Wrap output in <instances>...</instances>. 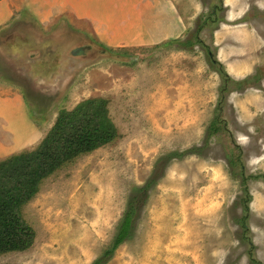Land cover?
<instances>
[{
  "label": "rangeland",
  "instance_id": "374dc122",
  "mask_svg": "<svg viewBox=\"0 0 264 264\" xmlns=\"http://www.w3.org/2000/svg\"><path fill=\"white\" fill-rule=\"evenodd\" d=\"M34 1L0 0V46L15 39L22 46L0 48V160L34 151L60 111L91 99L108 102L118 138L43 181L23 209L32 247L0 264H92L113 243L129 204L138 212L133 238L106 264H249L252 256L264 264V63L229 75L252 84L228 85L227 93L211 63L214 33L235 10L248 8L239 22L264 38V0H175L184 32L174 40H193L188 49L168 41L109 47L88 21L70 24L58 12L42 24L31 9L46 13L52 3ZM29 40L35 50L26 52ZM70 44L90 50L68 58ZM51 66L56 72L46 73ZM192 147L197 153L187 152ZM241 172L256 177L248 203Z\"/></svg>",
  "mask_w": 264,
  "mask_h": 264
},
{
  "label": "trees",
  "instance_id": "16d2710c",
  "mask_svg": "<svg viewBox=\"0 0 264 264\" xmlns=\"http://www.w3.org/2000/svg\"><path fill=\"white\" fill-rule=\"evenodd\" d=\"M222 11H224V6L220 7L219 13ZM224 21H226L225 17L221 19V23ZM200 29L201 25L197 33ZM194 44L193 40L180 41L178 39L164 43V45H176L180 49L191 48ZM211 63L220 67L224 81L221 89L226 90V93L229 91L228 85L235 86L240 91L250 83L252 84L249 81L237 82L232 79L216 59H211ZM260 72L258 71L257 74L260 75ZM218 119L222 118L216 116V120ZM216 120L211 124L210 132L218 130ZM221 127L222 124L220 129ZM117 138L118 133L108 116V102L101 98L91 99L80 103L73 111H60L49 134L34 151H22L0 160V257L11 253L26 252L32 247L35 240L34 231L25 222L23 209L36 196L43 181L76 161L80 156L111 144ZM198 150L199 148L192 147L187 152L197 153ZM169 156L182 157L178 153H172ZM232 163L234 164V161ZM250 178L255 179L256 177L245 176L241 172L238 179L244 187H242L243 192H246L247 203L251 201L248 187ZM155 182L156 180L152 179V183ZM150 186L151 183H146L139 191L147 192ZM135 200L137 201V198ZM248 208L243 209L244 213L248 212ZM137 215L138 212L134 206L129 204L119 223L113 243L92 264H106L121 244L133 238L134 221ZM242 227L249 229V226L242 225ZM244 232L248 234L247 229L246 231L244 229ZM249 264L263 263L252 256Z\"/></svg>",
  "mask_w": 264,
  "mask_h": 264
},
{
  "label": "crops",
  "instance_id": "0c3cea01",
  "mask_svg": "<svg viewBox=\"0 0 264 264\" xmlns=\"http://www.w3.org/2000/svg\"><path fill=\"white\" fill-rule=\"evenodd\" d=\"M42 1L53 5L43 8L46 13H40L38 8L31 9L37 12L36 18L42 24L49 25L58 12L66 14L70 24L73 20L88 21L96 29L100 41L109 47L162 44L184 32L178 8L173 4L175 0ZM56 5L61 6L60 11L54 10ZM248 12V8L239 13L233 11L226 16V24L214 33L217 59L230 76H247L264 63V38L258 34V28L250 22H239Z\"/></svg>",
  "mask_w": 264,
  "mask_h": 264
},
{
  "label": "water",
  "instance_id": "95a60500",
  "mask_svg": "<svg viewBox=\"0 0 264 264\" xmlns=\"http://www.w3.org/2000/svg\"><path fill=\"white\" fill-rule=\"evenodd\" d=\"M21 39V38H20ZM21 41H23V40H21ZM23 42H25V41H23ZM29 42H30V40H29ZM26 43V42H25ZM24 43V44H25ZM72 45H74V44H70V45H68L69 47H68V49H72ZM2 46V48L4 49V47H11V46H13V49L14 50H16V48H19V47H21L22 48V46H21V43H20V41H18V40H14V41H12V42H10L9 44H7V45H5L4 46V44L3 45H1ZM1 46H0V48H1ZM23 48H26L27 50H26V52L28 51H30L31 49H33L32 47H31V42H30V44L29 43H27V44H25L24 46H23ZM33 50H35V49H33ZM44 52V51H43ZM76 52H77V55L79 54L78 52H79V49H77L76 50ZM79 69H81V67H78ZM50 70V72L51 73H54V72H56L55 70H56V67L54 68L53 66H51V67H49L48 68V70H47V72L46 73H48V71Z\"/></svg>",
  "mask_w": 264,
  "mask_h": 264
},
{
  "label": "flooded vegetation",
  "instance_id": "af4514ba",
  "mask_svg": "<svg viewBox=\"0 0 264 264\" xmlns=\"http://www.w3.org/2000/svg\"><path fill=\"white\" fill-rule=\"evenodd\" d=\"M14 39V38H13ZM77 49H79V54L78 55H85L87 52H88V50H90V47H88V46H82V47H75V48H72L71 49V51H70V53H69V56H68V58L70 57V56H72V58L74 57V56H76L77 55V52H76V50ZM89 54H90V56H92V54L93 55H95V53H90L89 52ZM75 58V57H74ZM70 69H73L74 70V66L73 65H71L70 66Z\"/></svg>",
  "mask_w": 264,
  "mask_h": 264
}]
</instances>
